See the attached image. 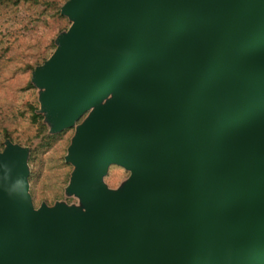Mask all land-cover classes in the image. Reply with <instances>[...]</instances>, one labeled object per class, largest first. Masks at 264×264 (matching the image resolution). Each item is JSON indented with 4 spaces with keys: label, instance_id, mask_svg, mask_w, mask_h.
<instances>
[{
    "label": "water",
    "instance_id": "water-1",
    "mask_svg": "<svg viewBox=\"0 0 264 264\" xmlns=\"http://www.w3.org/2000/svg\"><path fill=\"white\" fill-rule=\"evenodd\" d=\"M34 72L85 212L0 153V264H264V0H69ZM132 172L122 192L109 165Z\"/></svg>",
    "mask_w": 264,
    "mask_h": 264
},
{
    "label": "rangeland",
    "instance_id": "rangeland-1",
    "mask_svg": "<svg viewBox=\"0 0 264 264\" xmlns=\"http://www.w3.org/2000/svg\"><path fill=\"white\" fill-rule=\"evenodd\" d=\"M43 1L46 4L0 5V153L8 142L25 150L28 194L37 210L42 205L50 208L59 205L85 212L93 203L70 190L76 168L68 157L79 128L92 110L71 127L54 131L55 119L43 98L45 89L33 77L57 53L58 38L74 22L62 15L67 0ZM53 2L60 4V15L54 6L48 5ZM34 108L35 113L44 117L47 134H41L31 121ZM47 135L56 138L48 142ZM131 176L130 170L111 164L102 184L110 191L122 192Z\"/></svg>",
    "mask_w": 264,
    "mask_h": 264
},
{
    "label": "trees",
    "instance_id": "trees-1",
    "mask_svg": "<svg viewBox=\"0 0 264 264\" xmlns=\"http://www.w3.org/2000/svg\"><path fill=\"white\" fill-rule=\"evenodd\" d=\"M22 3H33V4H38V5L46 4V2L43 0H0V5H11L14 7H17ZM48 5L54 6V8L57 10L58 15H60V10H61L60 4H58L57 2H53V4L48 3ZM43 120H44V117L40 114L35 113V108H34L31 114V121L38 127V130L41 134H47L48 128L46 124L43 123ZM55 138L56 136L47 135L45 137V140L48 142H53Z\"/></svg>",
    "mask_w": 264,
    "mask_h": 264
}]
</instances>
